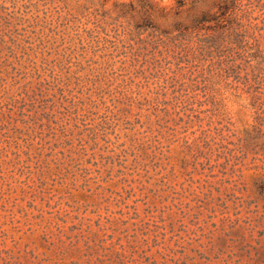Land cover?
I'll use <instances>...</instances> for the list:
<instances>
[{
  "label": "rangeland",
  "instance_id": "374dc122",
  "mask_svg": "<svg viewBox=\"0 0 264 264\" xmlns=\"http://www.w3.org/2000/svg\"><path fill=\"white\" fill-rule=\"evenodd\" d=\"M223 2L0 0V264H264V0Z\"/></svg>",
  "mask_w": 264,
  "mask_h": 264
},
{
  "label": "trees",
  "instance_id": "16d2710c",
  "mask_svg": "<svg viewBox=\"0 0 264 264\" xmlns=\"http://www.w3.org/2000/svg\"><path fill=\"white\" fill-rule=\"evenodd\" d=\"M237 1V0H236ZM184 4V0H180V5ZM228 5V0H224L223 4L221 5L220 9L222 10V12H225V14L229 13V10L231 9V7L227 6ZM208 20V19H205Z\"/></svg>",
  "mask_w": 264,
  "mask_h": 264
},
{
  "label": "snow or ice",
  "instance_id": "6c2138e0",
  "mask_svg": "<svg viewBox=\"0 0 264 264\" xmlns=\"http://www.w3.org/2000/svg\"><path fill=\"white\" fill-rule=\"evenodd\" d=\"M166 2H167V0H166Z\"/></svg>",
  "mask_w": 264,
  "mask_h": 264
}]
</instances>
